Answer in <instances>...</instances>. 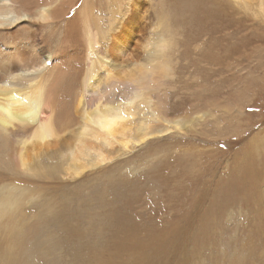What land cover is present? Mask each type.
Returning a JSON list of instances; mask_svg holds the SVG:
<instances>
[{
	"label": "rangeland",
	"instance_id": "374dc122",
	"mask_svg": "<svg viewBox=\"0 0 264 264\" xmlns=\"http://www.w3.org/2000/svg\"><path fill=\"white\" fill-rule=\"evenodd\" d=\"M145 1L147 17L135 28L130 48L157 32L171 33L175 48L168 49L154 85L164 114L190 123L179 129L164 123L166 133L138 142L156 100L134 99L129 119H122V128L131 129L124 132L132 141L127 152L60 185L57 172L47 177L31 167L22 172L0 153V189L15 184L11 190L19 195L26 188L19 211L6 217L16 228L26 225L17 251L27 264H264V0ZM86 2L99 16L92 22L106 27L109 0ZM126 2L120 0V6ZM190 2L200 8H186ZM220 3L233 10L219 9ZM62 25L40 31L47 52L82 46L59 36ZM130 58L145 62L135 52ZM97 60L96 75L110 73L111 82L131 66L113 63L103 72ZM240 169L245 173L239 175ZM233 187L240 191L232 194ZM52 207L57 211L50 215ZM38 214L48 221L30 225ZM4 246L1 233L0 254Z\"/></svg>",
	"mask_w": 264,
	"mask_h": 264
},
{
	"label": "bare ground",
	"instance_id": "6f19581e",
	"mask_svg": "<svg viewBox=\"0 0 264 264\" xmlns=\"http://www.w3.org/2000/svg\"><path fill=\"white\" fill-rule=\"evenodd\" d=\"M38 1L0 0V153L4 154L14 169L25 172L31 167L37 171L36 174L41 172L43 177L57 172L60 177H55V181L60 185L65 183V178L71 179L80 175L85 168L104 162L108 156L124 154L132 141L125 136L127 133L125 129L129 126L123 129L125 124L122 119L130 117L129 111L132 109H129L130 105L134 104V99H138L142 104L156 100L152 101L153 117L151 120L148 119L149 123L145 125V129L139 131V135L134 133L138 131L137 128L130 133L131 136L138 135L136 137L138 142L166 133L169 129L167 124L179 129V126L190 123V120L175 117L173 119L164 114L165 105L161 104L156 91L158 88L154 85L158 79V70L167 65L164 57L169 55L168 49L171 46L175 48L174 44L172 45L174 38H171V33H165L164 30L157 32L136 48H130V39L135 38V28L147 17V14L145 16L144 14L148 12L146 10L148 2L127 0L128 2L123 5V11L120 0H109L108 24L104 28H98L92 20L99 16L94 15L86 0H48L41 3ZM243 1L250 3L247 0ZM235 3L238 4L236 0ZM262 3L264 4L261 1L260 4ZM185 7L192 10L200 8L198 4L192 2ZM217 7L228 12L233 10L225 3H220ZM218 8H215V12L220 17L223 13L219 12ZM208 11V14H212ZM61 22L63 25L62 30L58 32L59 36L65 39L69 37L75 42L78 40L82 46L73 50L71 46V51L62 54L47 52L48 49L46 50L40 42V31L45 26L54 29ZM73 24L77 27L74 28ZM18 35L26 39L22 40ZM132 52L144 56L145 62L131 60ZM116 57L120 58V62L115 63ZM96 59L105 66L103 72L110 71L108 67L113 63L115 67L129 66L128 64L131 66L129 70L122 71L123 75L115 76L117 82H111L114 76L110 73L96 75L94 71ZM125 62L129 63L124 64ZM78 76H81V80L76 84ZM107 147L111 150L110 154ZM41 162L45 164L41 165ZM241 169L239 175L245 173ZM234 174L229 176L231 182L235 181ZM8 186L6 189H0V232L5 241L0 254V264H27L17 251L25 234L26 225L24 228H16L12 225V220L10 222L6 218L19 211L20 195L25 193L26 188L24 187L25 189L19 191L20 194L17 195L11 190L15 184ZM228 188L226 190H229ZM239 191L240 189L233 187L230 192L235 194ZM223 198L225 200L226 197ZM55 208L52 207L47 212L53 215L57 211ZM40 216L39 214L34 216L30 225L38 226L41 223L45 224L43 221H48L44 216Z\"/></svg>",
	"mask_w": 264,
	"mask_h": 264
}]
</instances>
